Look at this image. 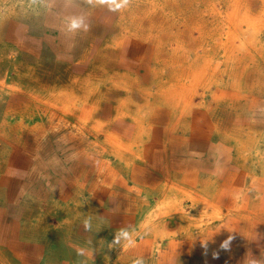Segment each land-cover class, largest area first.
Listing matches in <instances>:
<instances>
[{
  "label": "bare ground",
  "instance_id": "1",
  "mask_svg": "<svg viewBox=\"0 0 264 264\" xmlns=\"http://www.w3.org/2000/svg\"><path fill=\"white\" fill-rule=\"evenodd\" d=\"M70 11L63 10L60 15L71 21ZM232 23L236 22L233 20ZM54 27L61 46L68 47L80 41L77 38L80 33L78 21H75L74 30L67 29V22L61 24L60 28L57 25ZM149 32L152 31L148 28L146 35L139 37L140 40L147 38ZM129 67L127 63L112 66L105 58L103 62L95 59L93 70L85 74L84 81L58 83L57 87L48 89L46 95L36 93L28 96L30 101L45 105V108L37 110L30 105L25 107L22 114L30 121L29 129L22 123L13 125L9 122L18 115L3 110V100L15 90L16 85L10 79H5L4 83L0 80V245L12 246L13 238H27L25 241L28 242L36 233H40L36 235L41 238L47 232L49 238L47 241L43 239L45 250L49 246L55 251L54 246L50 245H54L53 238H57V249L69 264L94 263L93 251L99 246L104 248V244L110 245L117 256L132 253L140 261L149 258L145 264H264V241L260 238L259 226L261 223L264 225V197L259 200L260 194H257L259 190L264 192V175L255 172L254 161L257 157H252L249 152L254 148L250 143V133L253 131L243 125H249L244 119L247 109L245 102L249 101V96L219 89L212 92L208 85L213 84L214 76L217 79L218 71L214 68L206 69L199 76L183 74L184 79L174 78L175 83H158L156 91L140 90L135 97L145 103L154 101L158 107L166 106L171 112V119L173 116L177 118V122L168 125L175 126L174 129L157 131L148 120L149 112L154 109L143 104L140 107L145 106L146 109L142 110L132 100V83L127 73L122 74ZM230 69L233 67L230 66ZM230 69L226 65L219 72L222 75ZM239 75L244 77V71L241 70ZM233 85L239 89L236 83ZM240 85L243 86V83ZM197 89L201 92H197ZM196 95L201 98V103L193 105ZM68 97L73 102H69V99L65 102L64 98ZM209 97H215V104L205 102ZM212 106L214 110L223 106L225 109L238 108L239 122H234L237 132H219L217 123L212 120L216 117L215 113L201 112ZM130 112L134 114L129 116ZM40 116L46 117L44 122H41L43 118ZM110 116L120 118V122L129 118L131 122L127 129L103 132L106 124L100 119ZM208 116L212 124H208ZM202 121L205 123L204 129H198L197 125ZM210 125L214 130L210 129ZM28 131L34 132L40 139L42 135H49L56 152L68 145L74 152L61 156L60 160L58 156L49 157L51 161L46 160V165L34 156L35 165L30 168V159L25 155L33 152L32 147L37 143H32V147L28 148L19 147V136L21 138ZM190 141L199 142L200 146L195 144L204 157L190 153V146L195 149ZM257 142L264 146V136L260 134L255 140ZM188 153L193 157L187 158ZM78 157L88 158L83 162ZM55 160L63 166L59 163L51 165ZM7 161H11V164L5 170ZM136 161L139 164L135 169ZM240 161L243 162L242 169L239 167ZM258 166L264 170V160ZM130 167H133V179L130 181L136 188V197H133L134 190L127 181L118 180L117 172L124 170L129 173ZM45 169L48 170L46 178L41 176V171ZM73 176L78 177L73 180ZM59 177L62 179L58 180ZM25 178H28L25 186L38 190V193L27 194L21 190L19 196L23 197L19 204L17 201L21 197L16 196L15 191L19 186L15 182L19 181L20 189H23ZM46 179L52 180L48 187L44 185ZM29 181L35 183L29 184ZM142 183L145 188L138 186ZM74 189L79 201L74 191L73 195L71 193ZM230 189L234 192L229 194ZM61 191H66L70 196H63ZM59 194L65 203L70 201L68 205L75 212L80 211L79 214L82 213L84 217H75L78 214L68 211L69 206L65 211L62 207L59 214H54L52 207L45 212L40 210L42 204H47L50 198ZM215 211H221L217 213L219 216L210 215ZM55 216L58 225H50ZM81 218H85V223L92 224L94 220V224L97 221L100 224L95 230L84 229ZM204 219L207 222L204 223ZM135 226L137 228L134 230ZM250 231L255 236L252 241L259 246H252ZM129 239L137 245L127 252L125 245L129 244ZM89 240L96 241H93L97 245L94 250L88 246ZM18 247L21 251H30L29 246ZM7 251L4 248L2 253L8 254L9 259L0 257V264H16V261L10 260L12 257ZM182 251L192 256L186 259L179 257L184 253ZM43 252L44 248L37 251L40 255ZM201 255L202 258H199ZM83 256L84 261L81 260ZM102 257L107 258L105 254ZM22 260V264L31 262V259Z\"/></svg>",
  "mask_w": 264,
  "mask_h": 264
},
{
  "label": "rangeland",
  "instance_id": "2",
  "mask_svg": "<svg viewBox=\"0 0 264 264\" xmlns=\"http://www.w3.org/2000/svg\"><path fill=\"white\" fill-rule=\"evenodd\" d=\"M263 4L264 0H0V80L4 83L5 79H10L16 85L15 90L3 100V110L13 111L18 115L17 118L9 120L11 124L22 123V126L29 129L30 121L22 114L25 107L30 105L33 110H37L45 108V105L40 106L35 100L30 101L28 96L36 93L46 95L47 90L57 87L58 83L60 85L71 81H84L85 74L93 70L94 60L103 62L105 58L112 66H122L126 63L130 66L122 71V74L127 73V78L132 83L134 104L138 103L139 107L147 104L149 109H154L149 112L148 120L151 126L158 129L157 131H170L175 126L168 125L170 122H177V118L173 116L171 119V112L166 106L158 107L154 101L148 100L145 103L135 99L138 92L147 89L156 91L155 86L158 83H175L174 78L183 80V74L199 76L206 69L214 68L218 71L217 79L214 76L211 82L218 85H208L212 92L219 89L226 93L249 96V101L245 102L247 109L244 117L249 125H243L255 133H250V143L254 148L249 152L252 157H257L254 161L255 172L264 175V170L258 166L264 160V146L260 142L255 143L260 134L264 136ZM68 9L72 11L71 21L60 15L61 11ZM231 15L234 17L231 18ZM233 20L236 23H232ZM75 21H78L80 26V33L77 35L80 41L65 48V45H60L54 26L60 28L61 24L67 22V29L74 30ZM139 24L140 31L137 28ZM148 28L152 32H149L147 38L140 40L139 37L145 36ZM226 65L229 69L232 66L233 69L221 75L219 70L223 71ZM241 70L244 71V77H239ZM257 81L260 84L257 85ZM241 82L243 86L240 85ZM234 83L239 89L234 87ZM255 86L260 91L256 90ZM197 92H201L200 89H197ZM68 99L73 102L71 97L64 98V101L67 102ZM251 101H254L253 105ZM205 102L215 104L216 99L209 97ZM199 103L201 98L196 95L193 105ZM140 109L146 108L143 106ZM201 112L215 113L216 117L212 120L217 123L221 134L237 132L234 123L239 122L237 114L240 112L237 107L225 109L223 106L214 110L212 106L210 109H202ZM133 114L134 112H130L129 116ZM142 115L144 117L145 113ZM40 117L43 118L41 122H44L46 117ZM100 120L106 124L103 132L127 129L131 122L129 118L120 122V118L114 119L113 116L107 119L102 117ZM206 120L208 124H212L209 116ZM203 121L198 123V129H204ZM210 129L214 130L211 125ZM50 140L49 135H42L40 139V136L32 131L25 132L21 138L19 136V147L28 148L32 147V143H37L32 147L33 152L29 151L30 153L25 155L30 159V168L35 165L34 156L42 162L41 164L46 165L49 157L58 156L60 160L61 156L74 152L69 145L56 152L55 144ZM190 143L195 145V149L190 146V153L204 157V153L200 152L201 149L196 145L199 142ZM190 153L187 158L193 157ZM78 158L84 162L88 157ZM9 162L11 161L6 162L5 170L8 169V164H11ZM137 164L139 161H136L135 169ZM242 164L240 161L239 167ZM128 170L129 173L118 171V180L127 181L134 190L133 197H136V188L130 181L133 179V167ZM50 181L52 180L46 179L44 185ZM141 185L138 186L143 187V183ZM73 191L79 201L75 189L71 193ZM231 192L234 191L230 189L229 194ZM257 194H260L259 200L264 197L261 190ZM210 215L216 216L217 213L212 212ZM203 222L207 221L204 219ZM259 226L262 234L260 238L264 241V225L261 223ZM136 228L135 226L134 230ZM254 238L252 232L250 241ZM199 258H202V255ZM27 264H35V261L31 259Z\"/></svg>",
  "mask_w": 264,
  "mask_h": 264
},
{
  "label": "crops",
  "instance_id": "3",
  "mask_svg": "<svg viewBox=\"0 0 264 264\" xmlns=\"http://www.w3.org/2000/svg\"><path fill=\"white\" fill-rule=\"evenodd\" d=\"M51 154H53V153H51ZM55 163L57 164L59 162L55 160V162H52L51 165L52 164L55 165ZM59 164L61 166H63L62 163H59ZM41 173L43 174L41 176L48 175V170L45 169V171H43ZM24 177H26V176H24ZM77 177L78 176H73L72 179L73 180H76ZM26 181H28V178H25L24 179V182H22V184L24 186L23 189H20L22 187H21V185H19V183H20L19 181L15 182V184L17 186H19L16 189V191H15V193L17 192L16 193V196H19L20 195V191L21 190H23V191L25 190V192L27 194H36V193H38V190H36L34 188L29 189L27 186H25L27 184ZM32 183L34 184L35 181H33L31 183L29 181V184H32ZM46 186L48 187L49 185L47 184ZM61 192L64 194V196H70V195L67 194L66 191H61ZM72 195H73V193H72ZM19 197H21V199L18 200L17 202H19V204H20L23 196H19ZM48 197H51V196H48ZM29 199L31 201V198H29ZM10 200H12V199H10ZM70 203H71L70 201L65 203L63 201L62 196L59 194V195H56V196H53L52 198H50V200H48V203L47 204H42L41 207H40V210L45 212L46 209L52 207L51 210L53 211V213L54 214H56V213L59 214L60 213V209L63 207L62 210L65 211V209L69 206L68 204H70ZM69 207H70V209L68 211H70L72 213L78 214V215H75V217H78V216L82 215V213L79 214L80 211L75 212L74 209L71 206H69ZM91 208H93V207H91ZM215 212L216 213H220L221 211H215ZM222 212H224V211H222ZM59 216H61V215H59ZM63 217L65 218V216H63ZM82 217H84V216L82 215ZM52 218H53V220L49 224L50 225H53V226H57L58 225V223H57L58 222L57 216L52 217ZM80 222H82V224L84 225L83 226L84 229H88V228L91 229V228H93V230H95V228H98V226L100 224V222H98V221H97L96 224H94V222H95L94 220H93V223L92 224H90L89 222H88L89 224L88 223H85L86 222L85 221V218H83V219L81 218ZM21 229H22V227H20V230ZM30 229H31V227H29V230ZM172 232H173V230H172ZM36 234L38 235L40 233H36ZM36 234L34 235L35 237H33L31 240L28 239L29 240L28 242L25 241L27 238L26 239H24V238L15 239V238H13V240H14L13 242L14 243L12 244V246L5 245V246L2 247L0 245V257H4V259L5 258L6 259H9V257L7 256L8 254L2 253V251L4 250V248H6V249H8L7 252L10 253V256L12 257L10 260L11 261H16V264L17 263L22 264L23 263V260L22 259H32V260L35 261V264H47V262H48V264L49 263L50 264H69L68 260H66L64 258L65 256L63 254H61V252H59L58 249H57L58 248L57 245H59V242H58V239L57 238H53L54 245H50V247L51 246H54L55 251L53 249L49 248V246L45 250V243L43 242V239H45L47 241V239L49 238L47 232H45L44 234H42V237L41 238H39ZM53 235H54V233H53ZM93 241H95V240H89L87 242H88V246H91L92 249L94 250L97 247V245L93 244ZM135 243H136L135 241L129 239V244H126L125 245V247H127L126 248L127 249V252L128 251H131L133 249L134 245H137ZM82 244L84 245L86 243L85 242H82ZM252 244H253L252 246H254V245L255 246H259V244L255 243L254 241H252ZM19 245L29 246L30 247V251H28V252H26L24 250L21 251L19 249V247L16 248ZM106 246H107V244L106 245L104 244V248H101V246H99L97 249H95L93 251L94 252V256H95V262L92 263V264H145L146 260H149V258H146V259L140 261L138 259V257L136 255L132 254V253H130L131 255H129V256H127V255L117 256V255L113 254L114 249L111 248L110 245L107 246V247ZM39 248H41V249L44 248L43 255H40L39 253H37V251L39 250ZM11 252H13V253L11 254ZM182 252H184V253L180 254L179 257H182V258L186 259L187 256H192V254H190V253H189L190 255L189 254L187 255V253L185 251H182ZM102 254H105V256H107V258L106 257L103 258L102 257ZM84 259H85V256H83V258L81 260L84 261ZM81 260H80V262H81Z\"/></svg>",
  "mask_w": 264,
  "mask_h": 264
}]
</instances>
